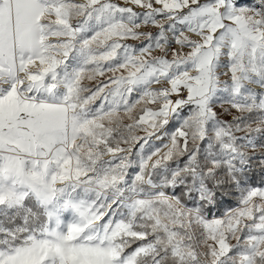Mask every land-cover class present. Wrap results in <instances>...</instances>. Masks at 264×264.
Listing matches in <instances>:
<instances>
[{
    "label": "snow or ice",
    "instance_id": "6c2138e0",
    "mask_svg": "<svg viewBox=\"0 0 264 264\" xmlns=\"http://www.w3.org/2000/svg\"><path fill=\"white\" fill-rule=\"evenodd\" d=\"M0 264H264V0H0Z\"/></svg>",
    "mask_w": 264,
    "mask_h": 264
},
{
    "label": "trees",
    "instance_id": "16d2710c",
    "mask_svg": "<svg viewBox=\"0 0 264 264\" xmlns=\"http://www.w3.org/2000/svg\"><path fill=\"white\" fill-rule=\"evenodd\" d=\"M159 142L153 141V146H158Z\"/></svg>",
    "mask_w": 264,
    "mask_h": 264
}]
</instances>
